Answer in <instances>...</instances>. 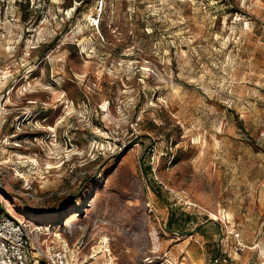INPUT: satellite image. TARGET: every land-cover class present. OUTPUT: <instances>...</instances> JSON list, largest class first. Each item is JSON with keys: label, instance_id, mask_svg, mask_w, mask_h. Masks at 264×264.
Returning a JSON list of instances; mask_svg holds the SVG:
<instances>
[{"label": "rangeland", "instance_id": "374dc122", "mask_svg": "<svg viewBox=\"0 0 264 264\" xmlns=\"http://www.w3.org/2000/svg\"><path fill=\"white\" fill-rule=\"evenodd\" d=\"M94 1L0 0V214L39 226L27 264H258L264 0Z\"/></svg>", "mask_w": 264, "mask_h": 264}, {"label": "built area", "instance_id": "2783aa9c", "mask_svg": "<svg viewBox=\"0 0 264 264\" xmlns=\"http://www.w3.org/2000/svg\"><path fill=\"white\" fill-rule=\"evenodd\" d=\"M94 2L100 10L103 1L95 0ZM33 230L40 231V228L39 226L30 228L24 221H18L9 215L0 214V264H27L25 243L28 234ZM230 233L234 236L232 244L234 252L241 251L245 245L241 242L239 233L234 230H231ZM54 257L56 258V256ZM54 257L50 259L54 260ZM229 257L228 252H222L212 259L211 264L225 263ZM258 264H264V254L261 255Z\"/></svg>", "mask_w": 264, "mask_h": 264}, {"label": "crops", "instance_id": "0c3cea01", "mask_svg": "<svg viewBox=\"0 0 264 264\" xmlns=\"http://www.w3.org/2000/svg\"><path fill=\"white\" fill-rule=\"evenodd\" d=\"M259 252H260V254L262 253L261 255H263V254H264V250H263V252H261V251L259 250Z\"/></svg>", "mask_w": 264, "mask_h": 264}]
</instances>
